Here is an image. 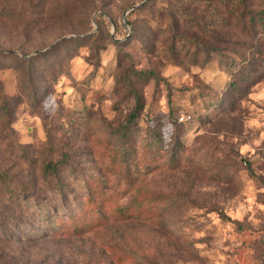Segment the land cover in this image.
<instances>
[{"label":"rangeland","instance_id":"rangeland-1","mask_svg":"<svg viewBox=\"0 0 264 264\" xmlns=\"http://www.w3.org/2000/svg\"><path fill=\"white\" fill-rule=\"evenodd\" d=\"M142 1L0 0V167L46 187L36 169L66 155L65 221L80 210L97 218L87 185L104 190L95 199L108 213L135 196L161 210L149 220L108 215L66 238L39 228L48 211L41 200L32 226L40 237L1 246L17 264H114L112 251L122 257L116 264H264V69L232 88L247 60L264 66V18L251 19L264 0H149L127 14L129 30L123 16ZM137 93L139 139L157 122L166 140L180 138L183 156L175 166L163 155L134 179L113 170L103 139ZM184 113L193 120L175 122Z\"/></svg>","mask_w":264,"mask_h":264},{"label":"trees","instance_id":"trees-1","mask_svg":"<svg viewBox=\"0 0 264 264\" xmlns=\"http://www.w3.org/2000/svg\"><path fill=\"white\" fill-rule=\"evenodd\" d=\"M185 1H187V4L196 2V0ZM263 18L264 9L258 12L256 16L255 14L251 15L252 20L259 19V21H261ZM195 19L199 21L198 18ZM128 21L133 25L130 19ZM113 24L116 25L115 22H113ZM180 36L184 37L183 35ZM199 44L200 42L196 41L194 46H192V55L196 54ZM42 56L45 58L47 55L42 54ZM246 65L245 68L241 66V72L232 79L233 89L238 88L237 85L240 82L247 84L252 83L253 80L255 81L256 78H258L257 75L264 69L262 63H255L247 60ZM29 89L32 91L30 96L39 97L41 91L39 87L32 86V88ZM226 93L227 92L223 93L221 96ZM233 95V93L227 95L228 98L233 99L232 102H228V107L231 105L234 106L233 102L237 97ZM134 98L135 104L131 110H129L127 118L123 121L121 120L118 126L105 129L106 134L103 141H105L108 158H110V162L113 163V170H119L124 167L129 177L138 179L142 177L144 172H150L154 168L155 163L166 154L170 155V160L175 163V166L180 165L179 162L182 160L181 157L183 156L181 154V140L178 136H171L166 140L162 129L159 127V123L148 122L146 128H144V138L139 139V131H142L140 128L142 126L140 119L145 104L140 94H135ZM220 100L221 98H219L218 102ZM218 102L215 103L220 106L221 104ZM184 114H189L191 118L186 121H180L179 117L181 114H178L176 115L175 122L179 124L188 123L193 120L192 114ZM107 119V116H104V120ZM133 152L139 153V157L135 159V161H133L135 157ZM66 158L67 156L63 155V159L61 158L63 161L43 160L40 165V170L36 169L44 180L49 179L48 184H51L46 187H44V185L43 187L38 186V179L36 176L33 181H26L24 177H20L22 176L20 168L10 170L9 168L5 169V167H0V256L5 257V264L17 263L12 260L11 254L3 256L4 252L1 247L2 245L18 241L31 242L40 237L36 236L38 232H32V226L34 225L35 219H37L36 209L44 207L43 204H41V200L47 201L48 211L46 212L45 220L40 221L41 225H39V228L42 225L44 227H51V225H53V234L57 235V237L66 238L79 237L90 232L95 226H99L104 220H107L108 215H113V218L117 220H149L153 213H161L158 203L153 205L154 207L152 208L150 202L143 198H136V196L135 200L131 202L116 204L111 212L108 213L105 210L104 204L101 203L102 201L95 199L96 195L102 196L100 193H103L104 190L99 188L98 185H95L93 188L87 185L89 193L92 194V199L89 198V201H92L93 204H95V201L97 202L93 207L97 218L92 219L82 216L84 213L80 210L78 213L68 212L65 221L64 217L60 216V210L64 204L63 202L61 203L60 200L67 199L69 187L64 186L63 182L60 181L62 179L58 177L60 175L61 178V163L64 162ZM53 180H56L55 184H53ZM137 190H139L138 193L143 194V196L147 193V188L145 189L142 184H139ZM46 193H49V199L45 198L44 194ZM51 203L53 204L50 205ZM40 213H42V211ZM26 231H28L27 234ZM46 232L49 233V230H46ZM48 233L44 235L47 236ZM110 258V262L116 264L117 259H121L122 257L116 258V251H112ZM27 262L29 261H26V263ZM30 264L34 263L31 262Z\"/></svg>","mask_w":264,"mask_h":264},{"label":"water","instance_id":"water-1","mask_svg":"<svg viewBox=\"0 0 264 264\" xmlns=\"http://www.w3.org/2000/svg\"><path fill=\"white\" fill-rule=\"evenodd\" d=\"M147 1H149V0H143L142 2H140V3H138V4H135V5H133L132 7H130V8L125 12V14H124V16H123V20H124L125 25L129 28V30H131V28H130V23H129V21L127 20V14H128L129 12H131V11H133V10L139 8L142 4H144V3L147 2ZM113 25L115 26V24H113Z\"/></svg>","mask_w":264,"mask_h":264},{"label":"built area","instance_id":"built-area-1","mask_svg":"<svg viewBox=\"0 0 264 264\" xmlns=\"http://www.w3.org/2000/svg\"><path fill=\"white\" fill-rule=\"evenodd\" d=\"M191 116L189 114H182L180 117H179V120L180 121H186L188 119H190Z\"/></svg>","mask_w":264,"mask_h":264}]
</instances>
